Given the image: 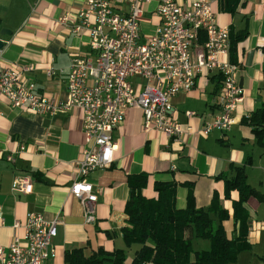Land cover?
Instances as JSON below:
<instances>
[{"label":"crops","instance_id":"obj_1","mask_svg":"<svg viewBox=\"0 0 264 264\" xmlns=\"http://www.w3.org/2000/svg\"><path fill=\"white\" fill-rule=\"evenodd\" d=\"M187 6L192 0H176ZM216 22L234 34L247 29V37L236 45L238 66L235 80L243 96L233 113L235 123L228 131L214 129L200 133L205 122L220 113L219 90L223 82L218 71L200 75L189 91L172 97L175 116L190 131L173 140L162 132L143 131L142 111L137 107L125 110L124 120L112 132L117 149L108 168L96 169L84 178L97 195L95 222L86 223L79 200L70 191L80 178L78 163L86 146L82 130V111L72 108L53 115L32 114L11 108L0 97V210L4 224L0 227V245L6 247L13 235L23 236L24 227L15 230L12 224L25 223L27 212L41 214L46 220L61 219L53 239L55 256L48 264H65L63 254L84 246L86 254L102 248L106 252L125 248L122 229L127 226L124 211L129 197L128 175L147 174L142 193L157 197L155 182L176 184L175 207L184 209L189 188L195 206L208 208L214 193L228 217L222 226L229 238L238 234L232 218V203L238 192L232 190L225 198L224 183L216 178L230 173L232 167L243 166L246 182L264 195V147L259 146L250 128L241 122L264 98V0H239L232 12L223 10L226 0H207ZM117 12H127V4L109 0ZM84 0H0V66L32 65L25 76L34 83L35 92L55 103L66 98V79L73 58L88 57L94 62L89 37L78 13ZM141 35L149 36L158 24L154 14L156 2L143 6ZM192 48L196 53L203 41ZM229 55V52H228ZM229 59V56H228ZM51 70V75L47 74ZM91 79L88 78L90 83ZM138 85L143 81L133 77ZM186 112H193L187 116ZM21 146L23 149L21 150ZM12 160H8V156ZM28 177L33 185L30 193L12 189L15 177ZM247 241L249 248L239 253L233 264H264V200L249 197ZM217 220L215 215L212 216ZM195 249H207L209 242L192 239ZM134 247L129 248L123 264H131Z\"/></svg>","mask_w":264,"mask_h":264},{"label":"built area","instance_id":"obj_2","mask_svg":"<svg viewBox=\"0 0 264 264\" xmlns=\"http://www.w3.org/2000/svg\"><path fill=\"white\" fill-rule=\"evenodd\" d=\"M120 1L127 4V12L115 11L109 0H84L85 7L78 13L82 23L76 30L82 27L87 32L94 62L88 57L71 60L62 102L55 103L35 92L34 83L25 76L33 70L32 65L0 66V97L6 98L11 108L38 115L72 108L82 111L86 146L78 163L80 178L70 191L82 205L86 223L95 222L97 195L84 177L113 162L117 145L112 132L123 122L127 108L142 111L143 131L156 130L175 141L190 131V126L184 127L178 121L171 99L191 90L198 76L215 70L223 77L218 95L220 113L204 123L202 135L214 129L228 131L235 123L233 113L243 96L234 77L238 66L228 59L229 30L217 24L207 0H192L187 6L176 0H153L158 24L149 36L140 32L143 6L149 0ZM201 34L206 39L193 54ZM52 73L47 70L48 75ZM133 77L143 82L134 85ZM186 115L192 116L193 112ZM7 159L12 160V156ZM32 188L28 177L13 180L16 192L27 194ZM60 223L59 217L46 220L34 212L26 213L24 225L15 220L13 229L23 226L24 234L13 235L6 247L0 245V264H48L55 256L53 239ZM3 224L0 210V227Z\"/></svg>","mask_w":264,"mask_h":264},{"label":"trees","instance_id":"obj_3","mask_svg":"<svg viewBox=\"0 0 264 264\" xmlns=\"http://www.w3.org/2000/svg\"><path fill=\"white\" fill-rule=\"evenodd\" d=\"M239 0H226L223 10L232 12ZM248 35L247 29L235 34L229 31V61L236 63L235 51L238 42ZM201 34L199 41H205ZM202 42V43H203ZM222 79V76H221ZM247 125L256 143L264 147V98L248 115L241 119ZM232 174L216 176L224 183L225 198L232 190L238 192V199L232 203V218L238 224V234L229 238L222 226L228 217L227 211L219 204L216 193L206 209L195 206L192 188H189L187 204L184 209L175 207L176 184L155 182L157 197L146 198L142 190L146 186L147 174L128 175L129 197L124 211L127 226L122 229L125 248L106 252L102 248L86 254L84 246L65 250V264H123L129 248L134 247L131 264H233L240 252L247 250L249 215L246 202L249 197L264 200L246 182L243 166H234ZM215 215L217 220L212 216ZM209 242L207 249H195L192 239Z\"/></svg>","mask_w":264,"mask_h":264},{"label":"water","instance_id":"obj_4","mask_svg":"<svg viewBox=\"0 0 264 264\" xmlns=\"http://www.w3.org/2000/svg\"><path fill=\"white\" fill-rule=\"evenodd\" d=\"M0 34L1 35L4 34L3 30L0 31ZM2 47H3V42L0 40V50L2 49Z\"/></svg>","mask_w":264,"mask_h":264}]
</instances>
